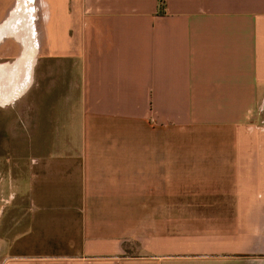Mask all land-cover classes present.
I'll return each mask as SVG.
<instances>
[{
	"label": "crops",
	"instance_id": "crops-1",
	"mask_svg": "<svg viewBox=\"0 0 264 264\" xmlns=\"http://www.w3.org/2000/svg\"><path fill=\"white\" fill-rule=\"evenodd\" d=\"M22 1L0 264H264V0Z\"/></svg>",
	"mask_w": 264,
	"mask_h": 264
},
{
	"label": "water",
	"instance_id": "water-1",
	"mask_svg": "<svg viewBox=\"0 0 264 264\" xmlns=\"http://www.w3.org/2000/svg\"><path fill=\"white\" fill-rule=\"evenodd\" d=\"M26 5L22 0H17V2L12 6L0 21V45L8 38L13 36H22V25H23V15L26 10ZM32 15L36 12L34 7L28 6ZM29 14L28 12H26ZM29 14L27 19L29 20V30L33 29L35 23V16ZM25 18V17H24ZM31 20V22H30ZM11 25V32H9V27ZM19 31V35H14V31ZM30 30V32H31ZM32 33V32H31ZM31 43L26 47L24 41L20 38L18 39L19 44L22 48L19 50L18 55L11 62L0 63V105L7 106L12 104L16 99H18L31 85L32 73L35 61V55L37 54V48L35 45V40H37L36 35L33 33L30 36Z\"/></svg>",
	"mask_w": 264,
	"mask_h": 264
},
{
	"label": "rangeland",
	"instance_id": "rangeland-1",
	"mask_svg": "<svg viewBox=\"0 0 264 264\" xmlns=\"http://www.w3.org/2000/svg\"><path fill=\"white\" fill-rule=\"evenodd\" d=\"M49 1L52 5L54 4V0ZM8 2L9 0H0V16L5 12L4 10L7 7ZM16 51L17 50L13 48L12 42H6L0 50V60L13 57ZM2 52L4 55L1 54ZM28 104H32V102H28ZM29 114V109L24 113L23 109L18 105L15 109L0 105V186H5V188H7V183L11 181L10 177L12 175L11 166L13 157L18 156L17 154L21 156L29 152V150H26L29 146L14 144L18 142V140L22 142L23 137L29 135H27V133L30 132L29 127L25 124V120L29 117ZM37 123L38 121H35V123L32 122L33 125H38L39 123ZM30 135L38 136L39 129H35L33 133L31 130ZM6 213L7 207L5 208L2 217H4ZM190 263H193L190 258L187 260L177 257L172 258V264Z\"/></svg>",
	"mask_w": 264,
	"mask_h": 264
},
{
	"label": "flooded vegetation",
	"instance_id": "flooded-vegetation-1",
	"mask_svg": "<svg viewBox=\"0 0 264 264\" xmlns=\"http://www.w3.org/2000/svg\"><path fill=\"white\" fill-rule=\"evenodd\" d=\"M15 57H16V56H15ZM15 57H13V58H11V59H14ZM17 101H18V103H19L20 108L23 109V107H24V103H23V101H21V98L18 99ZM17 101H16V102H17ZM10 107H11V106H10ZM12 107H14V105H13ZM12 107H11V108H12ZM15 108H16V107H15ZM24 113H25V112H24ZM26 123H27V122H26V120H25V124H26Z\"/></svg>",
	"mask_w": 264,
	"mask_h": 264
},
{
	"label": "bare ground",
	"instance_id": "bare-ground-1",
	"mask_svg": "<svg viewBox=\"0 0 264 264\" xmlns=\"http://www.w3.org/2000/svg\"><path fill=\"white\" fill-rule=\"evenodd\" d=\"M28 47V46H27Z\"/></svg>",
	"mask_w": 264,
	"mask_h": 264
}]
</instances>
